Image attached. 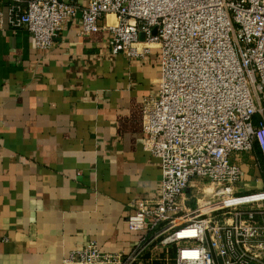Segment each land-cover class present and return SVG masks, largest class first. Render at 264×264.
<instances>
[{
	"label": "built area",
	"instance_id": "obj_1",
	"mask_svg": "<svg viewBox=\"0 0 264 264\" xmlns=\"http://www.w3.org/2000/svg\"><path fill=\"white\" fill-rule=\"evenodd\" d=\"M4 1L8 25L41 50L79 17L81 34L109 33L114 54L159 51L142 122L161 194L127 217L139 233L128 252L91 241L63 264L168 261L170 250L173 264H264V0H0V23Z\"/></svg>",
	"mask_w": 264,
	"mask_h": 264
},
{
	"label": "crops",
	"instance_id": "obj_2",
	"mask_svg": "<svg viewBox=\"0 0 264 264\" xmlns=\"http://www.w3.org/2000/svg\"><path fill=\"white\" fill-rule=\"evenodd\" d=\"M7 4L0 23V264H63L91 241L103 252L126 253L139 237L127 217L139 200L161 194V164L143 147L142 122L143 100L157 89L159 51L143 59L114 54L109 33L81 34L79 17L41 50L25 27L8 25ZM173 256H147L143 264H173Z\"/></svg>",
	"mask_w": 264,
	"mask_h": 264
},
{
	"label": "rangeland",
	"instance_id": "obj_3",
	"mask_svg": "<svg viewBox=\"0 0 264 264\" xmlns=\"http://www.w3.org/2000/svg\"><path fill=\"white\" fill-rule=\"evenodd\" d=\"M245 180H246V179H245ZM245 182H246V181H245ZM247 184H250L251 186H249V187H248V190L246 189L245 192H249V191H252V190L255 189V188H254V186H255V185H254V184H255L254 182H247ZM242 192H244V191H242Z\"/></svg>",
	"mask_w": 264,
	"mask_h": 264
},
{
	"label": "water",
	"instance_id": "obj_4",
	"mask_svg": "<svg viewBox=\"0 0 264 264\" xmlns=\"http://www.w3.org/2000/svg\"><path fill=\"white\" fill-rule=\"evenodd\" d=\"M141 39H143V35L141 36Z\"/></svg>",
	"mask_w": 264,
	"mask_h": 264
}]
</instances>
